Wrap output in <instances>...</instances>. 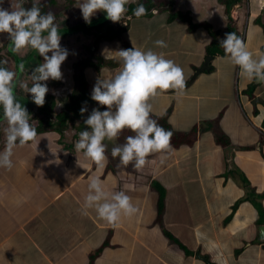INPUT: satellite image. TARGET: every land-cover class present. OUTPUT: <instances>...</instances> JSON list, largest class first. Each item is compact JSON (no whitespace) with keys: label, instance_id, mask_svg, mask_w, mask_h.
I'll return each mask as SVG.
<instances>
[{"label":"crops","instance_id":"0c3cea01","mask_svg":"<svg viewBox=\"0 0 264 264\" xmlns=\"http://www.w3.org/2000/svg\"><path fill=\"white\" fill-rule=\"evenodd\" d=\"M151 1L150 12L139 18L125 15L110 21L101 10L90 22L57 27L68 54L60 65L61 86H49V78L45 94L61 97L56 106L60 112L71 88L70 67L86 56L88 47L105 61L117 62L100 71L83 70L90 91L98 76L118 70L115 52L104 54L103 49L126 46L119 39L93 42L102 35L97 28L111 22L124 29L121 38L128 47L151 48L183 68L185 87L158 90L149 98L150 115L164 118L173 132L190 135L148 154L140 168L112 156L111 148L124 142L118 136L103 141L102 161L84 156L74 147L79 133L71 125L62 135L49 132L17 143L12 166H0V264H264V83L249 79L225 58L223 49V54L207 51L231 27L254 55L263 50L264 0H237L234 5V0ZM18 5L20 0H0V7ZM103 17L107 19L101 21ZM140 18H145L142 28H133ZM81 23L87 28H75ZM93 28L98 33L88 38ZM156 39L167 46L155 45ZM0 60L14 72L17 60L23 64L15 94L30 123L39 105L20 85L32 83V64L43 57L31 46L12 51L8 33L0 32ZM2 110L0 150L7 127ZM92 175L109 193L125 191L137 212L121 215L114 224L94 208L84 214ZM157 188L164 192L161 220Z\"/></svg>","mask_w":264,"mask_h":264},{"label":"clouds","instance_id":"9594fccd","mask_svg":"<svg viewBox=\"0 0 264 264\" xmlns=\"http://www.w3.org/2000/svg\"><path fill=\"white\" fill-rule=\"evenodd\" d=\"M126 4L127 0H81L77 6L86 22H90L96 10H102L107 18L116 21L126 11ZM145 11L144 4L139 3L133 14L140 16ZM54 20L52 11H41L38 0H32L31 7H0V32L8 33L12 51L31 46L43 57L42 62L30 72L31 86L27 83L20 85L26 93L32 94L31 99L36 105L44 103L48 91L44 82L61 77L60 65L68 54L59 43L60 36ZM153 43L162 48L167 46L163 39H156ZM219 45L225 58L238 65L249 79L264 83V50L257 49L254 55L235 32H226ZM106 50L115 52L120 66L110 76H98L90 96L99 105L107 107L100 109L94 106L91 109L83 121L89 127L79 132L74 147L78 151L83 150L84 156L102 161L106 148L103 141L118 136L122 129L127 128L134 134L125 136L124 142L113 146L111 154L119 156L121 164L132 162L133 167L140 168L148 154L163 152L170 147L172 135L170 129L163 128L150 115L152 105L149 98L158 90H182L185 87L184 70L172 59L151 48L129 47L114 51L105 48L104 54ZM5 63L0 60V107L7 121L4 129L6 144L0 150V166L10 168L14 146L34 138L36 130L29 123L26 108L14 92L15 83L19 82L18 73L4 67ZM18 67L23 71L22 64ZM79 111L84 113L87 109L82 106ZM87 188L82 209L84 214H87V209L94 208L99 217L114 224L121 215L131 216L137 212L136 205L125 191L109 193L98 176L88 178Z\"/></svg>","mask_w":264,"mask_h":264},{"label":"trees","instance_id":"16d2710c","mask_svg":"<svg viewBox=\"0 0 264 264\" xmlns=\"http://www.w3.org/2000/svg\"><path fill=\"white\" fill-rule=\"evenodd\" d=\"M238 1L234 0L231 2V5L236 4ZM145 6L146 11L140 15L136 16L133 14V9L136 7V5H129L127 8L125 15H128V17H133V18H139L142 16H146L147 13L150 12L151 7L153 6V3L151 0H147L146 3H143ZM40 7V6H39ZM42 12H44L41 9ZM121 25L114 26L111 22H105L104 26L102 27L103 29L97 28V30L102 31V35L97 37V43H99L102 39H119L125 46L126 48L128 47V44L123 41L121 38L123 34V28L120 27ZM79 29H84L87 28L86 23H81L79 24L78 27ZM58 30V29H57ZM60 34H65V30H59ZM228 32H235L234 28L228 29ZM236 33V32H235ZM238 35V34H237ZM223 48L219 45V42L217 40H214L212 44L209 46L207 49L209 55H214L216 53L223 54ZM264 50V48H263ZM95 54V52H94ZM117 63L116 61H105L102 57L96 55L93 61H86L84 63V67H92L95 68L97 71H100L102 67H112ZM6 67V65H3ZM77 74V73H76ZM77 80V85L72 91L67 100L64 102V107L58 115L54 113V106H55V98L52 95H45L44 97V103L42 105H39L38 113L35 117V120L38 121V126L35 127L36 130V136L44 133H49V132H55L57 134H63L65 130L68 129L70 125H74V129L79 133L81 130L88 128V125L84 124V118L87 117L88 114H86V111L84 113H80L79 109L84 106L86 107L87 105H92L95 107H98L100 109L105 108L104 105H99L97 101L91 99L90 93L91 91L89 90V83L85 78L84 73L82 70L80 71L79 68V74L76 77ZM252 89L249 91L251 92ZM83 102H86L84 104ZM153 119L156 120V122L161 125L165 129H170L168 125L165 124L164 118H157L153 117ZM171 130V129H170ZM172 135L170 137V141H173L174 139L176 140H183L185 137L189 136V134H180V133H175L171 130ZM133 132L130 129H122L120 134L118 135V138L120 140L124 141L125 136L131 135ZM35 136V137H36ZM33 139V138H32ZM29 140L27 142L32 141ZM158 189V219L161 220V215L163 213V199H164V192L160 188Z\"/></svg>","mask_w":264,"mask_h":264},{"label":"rangeland","instance_id":"374dc122","mask_svg":"<svg viewBox=\"0 0 264 264\" xmlns=\"http://www.w3.org/2000/svg\"><path fill=\"white\" fill-rule=\"evenodd\" d=\"M40 3V8L44 11V12H47V11H52L54 16H55V20H54V23L57 25V27H64V26H72L74 24H77L81 21H85L83 16H82V13H81V9L77 6L81 3V0H38V4ZM20 5L24 7H31L32 6V0H20ZM102 15V12L101 10H96V12L94 13V15L91 16L90 20H92L93 18H99L100 16ZM121 16H125V13H122ZM121 16H120V19H121ZM141 20H145V18H140L139 21H136L134 22L133 24H131V26L134 28L135 25L138 26L136 28L138 29H141L142 27L140 26L142 24L143 21ZM97 31L96 30H91V35L88 36V38H91L93 37ZM95 39H97L95 37ZM95 39L93 42H95ZM89 42V41H88ZM92 44V42H91ZM81 45L86 48L87 46V41L86 43H81ZM93 49V47H92ZM91 48H87L86 49V56H83L81 59H75V64L70 67V69L73 70V73L71 72L70 76H71V88L69 93H67V96L65 98H67L72 91H74L76 85H77V80H76V77L78 76L79 74V68H80V71L82 70V72H84L83 70H85V67H84V63L86 61H93L94 58L96 57V51H95V54L94 52L92 51ZM34 64H32V68L34 67L33 66ZM32 70V69H31ZM76 70V71H75ZM75 73H77L75 75ZM52 82L50 84H48L49 86L51 87H60L61 83L58 79H51ZM28 86H31L32 83L30 82H27ZM58 90L54 93L55 94H58ZM32 94L29 93V96H31ZM64 96V95H62ZM57 97V104H58V101L61 100V97H59L58 95H56ZM31 98V97H30ZM64 98V99H65ZM66 100V99H65ZM63 101V100H62ZM88 107L86 108L87 111H86V114H89V112L91 111V109L94 107L92 105H87ZM3 112V110L1 111ZM34 121L33 119L30 121L32 122ZM72 127H74V125H71ZM75 130V129H74ZM238 179V178H236Z\"/></svg>","mask_w":264,"mask_h":264},{"label":"flooded vegetation","instance_id":"af4514ba","mask_svg":"<svg viewBox=\"0 0 264 264\" xmlns=\"http://www.w3.org/2000/svg\"><path fill=\"white\" fill-rule=\"evenodd\" d=\"M147 1L146 0H138L136 3H133L132 2V0H127V4H126V10H127V8L129 7V5H137V4H139V3H146ZM38 6H40V3L38 4ZM23 7H24V5H23ZM126 12V11H125ZM124 12V13H125ZM110 21H111V19H110ZM93 30H96L95 28H93ZM95 43H97V39L95 40V42H94V44ZM45 95H52V96H54V98H55V106H54V108H53V110H54V113L56 114V115H58L59 113H61V111H62V109H63V107H64V103H63V107H62V109H60V112H58L57 111V98H56V95H54L53 93L52 94H45ZM68 98V97H67ZM67 98H65L66 100H67ZM64 99V102L66 101ZM30 124L31 125H34V124H36V126H38V121L37 120H35L34 119V121H32V122H30ZM35 125H34V127L33 128H35L36 127Z\"/></svg>","mask_w":264,"mask_h":264},{"label":"water","instance_id":"95a60500","mask_svg":"<svg viewBox=\"0 0 264 264\" xmlns=\"http://www.w3.org/2000/svg\"><path fill=\"white\" fill-rule=\"evenodd\" d=\"M101 19V21L102 20H106L107 18H100ZM88 27H89V24H88ZM70 34H74L73 32L72 33H70ZM208 59H210V58H208ZM207 59V60H208ZM17 64L18 65H21L22 63L19 61V60H17ZM23 65V64H22ZM203 68H206L205 67V65L203 66ZM17 69H18V80H19V78L21 77V74H22V71H20V69H19V67L17 66ZM201 70H202V68H201ZM201 70H198V71H201ZM17 84H18V82L17 83H15V86H14V92H15V89H16V86H17ZM16 95V94H15ZM16 97H17V95H16ZM262 229H264L263 227L261 228V234H260V241L261 242H263L264 243V233H262ZM197 257H198V255H197ZM202 260L205 262V263H208V260H206V259H204V258H202Z\"/></svg>","mask_w":264,"mask_h":264}]
</instances>
